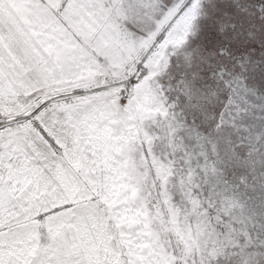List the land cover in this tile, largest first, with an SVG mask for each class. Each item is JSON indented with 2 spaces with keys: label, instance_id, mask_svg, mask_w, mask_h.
I'll use <instances>...</instances> for the list:
<instances>
[{
  "label": "snow or ice",
  "instance_id": "1",
  "mask_svg": "<svg viewBox=\"0 0 264 264\" xmlns=\"http://www.w3.org/2000/svg\"><path fill=\"white\" fill-rule=\"evenodd\" d=\"M0 264H264V0H0Z\"/></svg>",
  "mask_w": 264,
  "mask_h": 264
}]
</instances>
